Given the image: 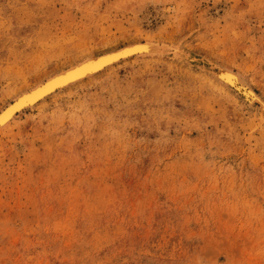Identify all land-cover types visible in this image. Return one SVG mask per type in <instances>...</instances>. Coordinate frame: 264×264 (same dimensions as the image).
<instances>
[{"label":"rangeland","instance_id":"obj_1","mask_svg":"<svg viewBox=\"0 0 264 264\" xmlns=\"http://www.w3.org/2000/svg\"><path fill=\"white\" fill-rule=\"evenodd\" d=\"M135 43L0 128V264H264V0H0V110Z\"/></svg>","mask_w":264,"mask_h":264},{"label":"bare ground","instance_id":"obj_2","mask_svg":"<svg viewBox=\"0 0 264 264\" xmlns=\"http://www.w3.org/2000/svg\"><path fill=\"white\" fill-rule=\"evenodd\" d=\"M110 54L109 53L103 54L99 56L97 59H92V57H87L85 59H82L83 62L79 61L78 63L71 65L70 67L72 66L73 67L69 71L63 73V70H62L61 72L51 75L50 77L43 80L42 82H39L33 87L25 91H22L21 93L16 95V97L13 100H11L10 103L5 105V107L0 110V121H2L0 123V128L8 124L17 113L22 112L25 109L32 108L34 105H36L37 103H39L40 101L48 97L49 95L54 94L56 92L55 91L56 88H58L57 91H59L73 84L81 82L84 79L89 78L95 74L97 75V73L103 72L106 68H109V67L111 68V66L116 65L121 62L123 63L124 61L129 59V57L119 58V55H120L119 53H115L112 55ZM90 67H94V68L91 72H87L86 69ZM221 75H223L224 79L227 82L237 81V78L232 76L229 72H223L221 73ZM234 75L237 76L235 73ZM72 77H75V78H72ZM223 85L226 87V84H223ZM247 88L248 87L246 86V90L243 89L244 94L250 95L251 92L247 91ZM227 89L230 90V88H227ZM30 99H33V100H31L30 102ZM262 119L264 120L263 115H262Z\"/></svg>","mask_w":264,"mask_h":264},{"label":"water","instance_id":"obj_3","mask_svg":"<svg viewBox=\"0 0 264 264\" xmlns=\"http://www.w3.org/2000/svg\"><path fill=\"white\" fill-rule=\"evenodd\" d=\"M148 50H149V48L147 47V46H145V45H143V44H139V43H135V44H131V45H127V46H124V47H121V48H119V49H116V50H113V51H110V52H105V53H102V54H99V55H97V56H94V57H92V59H97L99 56H101V55H103V54H106V53H111L110 55H112V54H115V53H119L120 55H119V58H123V57H132V56H136V55H141V54H144V53H146V52H148ZM118 58V59H119ZM83 62V61H82ZM81 63V62H80ZM73 67V66H72ZM72 67H69V68H67V69H65V70H63V73H65V72H67V71H69L70 69H72ZM93 68L94 67H90V68H88V69H86L87 70V72H91L92 70H93ZM221 73L222 72H220L218 75H217V79L220 81V82H222V83H224V84H226L227 86H229V87H231V88H233V89H235L237 92H239V93H241L242 94V92L240 91V89H239V85L236 83V82H227L225 79H224V77H223V75H221ZM72 78H75V77H72ZM58 90V88H56L55 89V91H57ZM244 96V95H243ZM244 98H246L247 100H249L247 97H245L244 96ZM31 100H33V99H30V102H31ZM2 121H0V123H1Z\"/></svg>","mask_w":264,"mask_h":264}]
</instances>
